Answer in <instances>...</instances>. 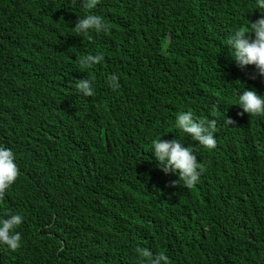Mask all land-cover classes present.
I'll return each mask as SVG.
<instances>
[{"label":"trees","instance_id":"trees-1","mask_svg":"<svg viewBox=\"0 0 264 264\" xmlns=\"http://www.w3.org/2000/svg\"><path fill=\"white\" fill-rule=\"evenodd\" d=\"M262 11L256 0H99L91 13L109 31L78 36L81 0H0V146L19 169L0 220L22 217L20 247L0 243V264H139L137 249L168 264H264V115L234 105L244 89L264 95V78L227 45ZM188 111L216 120L214 149L176 127ZM173 139L203 165L192 188L152 154Z\"/></svg>","mask_w":264,"mask_h":264},{"label":"clouds","instance_id":"clouds-1","mask_svg":"<svg viewBox=\"0 0 264 264\" xmlns=\"http://www.w3.org/2000/svg\"><path fill=\"white\" fill-rule=\"evenodd\" d=\"M82 7L89 11V14L82 19H78L75 24L77 35H86L90 30L95 32H108L109 26L103 21L102 17L91 13L95 9L99 0H81ZM256 7L264 10V0H256ZM230 49V56L236 65L241 69L245 65H253L257 72L250 75V79L255 80L257 75L264 78V11L255 22L235 31L227 40ZM103 55H86L79 59L83 68H91L95 63H101ZM115 84V79H113ZM77 91L86 97L95 95L92 82L88 79H81L75 85ZM118 87L116 84L115 87ZM242 112L237 115L248 114V116L264 115V95L257 94L255 89H244L242 94L238 95L235 104ZM196 121V122H194ZM227 124L235 122L229 118L225 121ZM176 127L184 134L189 135L192 140L198 142L206 149H214L216 140L214 133L216 129V120H199L193 117L191 111L181 112L176 117ZM152 154L157 161V165L165 174L173 173L178 176V182H183L187 188L194 187L204 171L203 165L197 162L192 148L182 147L177 139L161 142L154 140L152 142ZM15 157L11 149L0 146V200L4 199L7 189L16 181L19 176V169L16 165ZM177 183L174 181L173 184ZM20 215H10L8 219L0 220V243L5 244L12 251L20 247L21 235L15 229L21 224ZM139 256L142 257L139 264H168V257L164 253L155 255L148 249H137Z\"/></svg>","mask_w":264,"mask_h":264}]
</instances>
